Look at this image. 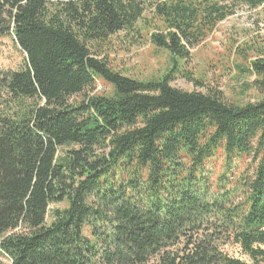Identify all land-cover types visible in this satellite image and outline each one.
<instances>
[{"label":"trees","instance_id":"obj_1","mask_svg":"<svg viewBox=\"0 0 264 264\" xmlns=\"http://www.w3.org/2000/svg\"><path fill=\"white\" fill-rule=\"evenodd\" d=\"M233 13L224 0H0V38L25 56L0 70V264H264V52L254 103L170 85L192 81L179 61ZM147 17L173 66L139 81L98 45L142 37ZM97 81L111 92L93 94Z\"/></svg>","mask_w":264,"mask_h":264},{"label":"rangeland","instance_id":"obj_2","mask_svg":"<svg viewBox=\"0 0 264 264\" xmlns=\"http://www.w3.org/2000/svg\"><path fill=\"white\" fill-rule=\"evenodd\" d=\"M224 1L234 13L218 23L199 45L191 49L187 61H179L182 74L188 75L192 81L177 74L170 85L188 92L215 90L229 104L254 103L260 95L253 86L255 77L249 74V68L250 63L264 52V6L251 10L232 0ZM144 23L146 29L142 37L124 39L126 35L119 34L98 45L101 58L111 69L139 81L160 78L173 66L169 53L156 48L145 37V33L159 23H155L152 17L144 19ZM24 64L25 56L13 38H0V70L16 71ZM110 92L107 84L96 82L93 94L107 95ZM224 250L232 257L246 259L235 245H228ZM3 261L7 264L6 260Z\"/></svg>","mask_w":264,"mask_h":264}]
</instances>
